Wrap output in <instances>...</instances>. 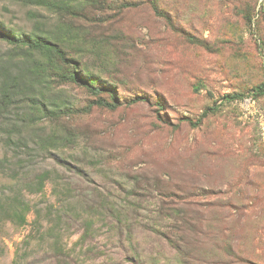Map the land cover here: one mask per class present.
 Here are the masks:
<instances>
[{"label":"rangeland","instance_id":"obj_1","mask_svg":"<svg viewBox=\"0 0 264 264\" xmlns=\"http://www.w3.org/2000/svg\"><path fill=\"white\" fill-rule=\"evenodd\" d=\"M0 30L77 62L0 39V264H264V98L222 100L264 83V0H0Z\"/></svg>","mask_w":264,"mask_h":264},{"label":"trees","instance_id":"obj_2","mask_svg":"<svg viewBox=\"0 0 264 264\" xmlns=\"http://www.w3.org/2000/svg\"><path fill=\"white\" fill-rule=\"evenodd\" d=\"M247 22L248 24L251 25L252 19L250 17H247ZM0 39L8 41L10 44L15 45L16 47H28V49H30L31 51L39 52L41 55L46 56L49 60L54 59L55 62L61 64V67H57V70H59L58 72L60 74L63 72V69L66 66H72L73 68H75L74 65L75 63H77L68 57V54L62 47L47 39H43V38L22 39L1 30H0ZM193 39L194 38H191V40ZM195 41L202 45L204 44V42L201 40H195ZM66 78L69 81L78 84L79 86L85 87L93 95L98 97L95 104L99 107L108 108L110 110H116L127 104L119 100L116 96H114L115 93L112 90L113 88L99 87L97 85H94L83 74H81V72L79 73L77 71H73V72L70 71V73L66 76ZM104 93H108L111 96V102L105 99L104 97H102V94ZM251 96H254L258 99L264 98V83L257 85L248 92H240L234 94L227 93L222 97V100L223 102H232ZM143 100H144L143 98L138 97L132 100L131 103L136 104L137 102ZM218 110H219V105H215L213 107L207 108L197 121L186 118L184 119L183 122H187L193 127L201 126L206 118H208L211 114H215L216 112H218Z\"/></svg>","mask_w":264,"mask_h":264}]
</instances>
